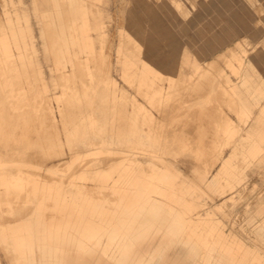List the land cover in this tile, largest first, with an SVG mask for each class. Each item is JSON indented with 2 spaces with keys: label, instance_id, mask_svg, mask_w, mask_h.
<instances>
[{
  "label": "rangeland",
  "instance_id": "rangeland-1",
  "mask_svg": "<svg viewBox=\"0 0 264 264\" xmlns=\"http://www.w3.org/2000/svg\"><path fill=\"white\" fill-rule=\"evenodd\" d=\"M222 17L232 24L227 30L213 28ZM148 19L187 43L167 37L149 41L141 26ZM261 44L264 0H0V80L14 79L15 67L30 69L24 89L13 92L0 84V148L18 132L29 153L23 157L36 166L35 175L27 177L39 184L23 185L32 198H55L60 190L81 208L84 202L77 198L83 186L101 198L95 209L83 207L79 213L97 222L100 244L114 254L115 264H124L120 243H133L136 228L165 225L174 227L178 250L194 252L188 264H264V151L259 152L264 99L262 106L252 105L244 71L238 73L240 64L231 58L237 53L245 59L244 76L254 90L264 88ZM162 56L169 68L163 74L148 72ZM152 81L159 90L150 89ZM23 91L30 99L17 104ZM232 100L244 105L240 109ZM257 122L263 134L248 139ZM150 129L153 147L133 135ZM86 141L97 143L98 152L72 154V149L83 151ZM234 142L240 144L233 156ZM113 147L144 148L149 157L142 170H127L117 161H102L120 156L106 152ZM229 156L216 184L203 185L202 178L216 175L221 158ZM152 160L159 168L149 165ZM130 172L134 180L154 175L163 202L147 204L137 218H121L118 211L125 208H118L119 194L111 187ZM3 178L0 173V199L11 196L18 206L0 216V264H11L14 245L2 238L18 235L24 224L18 220L20 191L11 188L7 194ZM52 198L40 211L47 224L70 218L72 210ZM39 202L22 205L33 208ZM177 214L193 215L194 221L182 224ZM124 228L130 231L112 232ZM233 243L235 258L227 252ZM128 258L127 264H135L132 253Z\"/></svg>",
  "mask_w": 264,
  "mask_h": 264
},
{
  "label": "bare ground",
  "instance_id": "bare-ground-1",
  "mask_svg": "<svg viewBox=\"0 0 264 264\" xmlns=\"http://www.w3.org/2000/svg\"><path fill=\"white\" fill-rule=\"evenodd\" d=\"M90 47V46H88ZM6 57L8 61L13 63L14 60L11 52L7 50ZM249 57V56H248ZM231 58L238 60L240 64V69L237 70L238 73L244 71L242 73L243 84L247 86V92L253 98L252 105L255 107L262 106L261 103L264 99V88L253 89L252 84H250L249 80L245 75V70L247 71L248 66L246 65V60L239 56L237 53H233ZM254 56H251L250 59H253ZM167 58L163 57L158 62H155L154 67H149L148 72L151 74H156L159 70L160 74H163L169 65L167 66ZM256 62L255 60L252 61ZM166 68V69H165ZM157 69V70H156ZM165 69V70H164ZM60 69L57 68V71ZM13 72L16 73L14 79H10L7 76L1 77L0 84L4 85L6 88L11 89L13 92L18 89H24V82H29V73L30 69L26 65H22L20 68H13ZM149 78V77H145ZM147 81V79H146ZM228 81V80H227ZM230 83V81L228 82ZM147 84V83H145ZM150 89L159 90L156 84L152 81V83H148ZM233 90H235L236 86H231ZM163 91L161 90V93ZM233 97V95H231ZM13 98V94L11 95ZM17 104L25 103L30 98L26 95V92H21L19 96H16ZM21 101V102H20ZM44 99L42 100V104H44ZM232 103L238 105L240 109L242 108L243 103H239L237 100H232ZM241 104V105H240ZM244 105V104H243ZM264 111V108H263ZM152 119V116H151ZM257 126L252 129L248 133L249 137L256 135H262L263 131L259 125V122L256 124ZM231 127L230 125H228ZM17 128V127H16ZM130 133H131V128ZM236 136L238 132H233ZM13 141L9 140L5 141L4 147L0 148V173L4 176L3 185L6 186L5 192L9 194V191L12 189L20 191V222L24 224L22 228L17 230L18 235H5L2 240L4 241H12L14 245V257L11 259V264H115L114 263V254H110L109 250L106 248H102L99 237L97 236L100 232V228L97 222L90 220L88 218L80 217V211L83 207L86 210L90 211L99 206L98 201H101V198H98L89 193V190L84 189L80 191V195L77 200L83 201L84 206L77 208L75 204L76 198H68L65 194H62L60 190L56 193V197H35L32 198L27 195L28 190L23 187L25 182H31L32 184H39L37 179H31L27 176L32 174L35 175L34 168L36 167L32 162L26 160L23 156L25 153H28L25 150V146H20L19 135L17 131L12 133ZM136 138L140 140H144L149 146H154V135L152 130H141L140 133L138 131H134L133 134ZM105 140V139H104ZM12 143L10 144V142ZM105 142V141H103ZM102 142V143H103ZM252 144H257L250 140ZM53 145V143L51 142ZM239 144L234 142L233 147V156L236 154L239 149ZM51 145V146H52ZM97 143L86 141L82 145L81 150L72 149V154H76L79 152L91 154L98 152ZM53 147V146H52ZM264 151V148H260L259 152ZM38 151H34L32 153H37ZM106 152L108 154H113L118 156V158L109 159L107 162L102 160L106 164H111L113 161L119 162L121 167L132 168L133 170H142V164L147 162L148 153L147 149L144 148H135V149H120V147L107 148ZM151 153V151H150ZM29 154V153H28ZM232 155V154H231ZM232 157L221 158V169L220 171L211 178L204 177L201 180L203 185L214 186L219 179L220 172L224 171L227 168V165L230 163ZM132 164L129 166L128 164ZM93 165H87V168H92ZM149 165L153 168H159L157 164L152 161L149 162ZM96 166V165H95ZM129 166V167H128ZM98 170V169H97ZM104 170V169H103ZM102 170V171H103ZM200 171V168H198ZM100 171V168L98 170ZM141 171L140 173H142ZM135 174V172H134ZM128 175V174H127ZM131 177L127 178H119L117 179L111 189H113L116 193L119 194V203L118 208H125L122 211H118L120 213L121 218H137L142 216L143 211L146 209L147 204L157 205L161 204V201L156 195L160 193L161 184L156 181L154 175L150 179L146 177H139L137 180L133 179V174L130 172ZM135 176V175H134ZM37 189L33 188V192ZM72 192V191H71ZM87 192V193H86ZM227 191H223L221 195L225 194ZM73 193V192H72ZM54 199L56 202L62 201L61 208L65 210L70 208L72 212L68 213L70 218L61 219L57 222H50L47 224V220L44 219V215L40 212L41 210L48 208L49 206L45 204L47 199ZM39 202L37 206L33 208H24L22 205L23 202L27 201ZM71 202L69 204H65L66 202ZM74 203V204H73ZM17 203L11 196L4 197L0 199V216L2 217L4 213L11 214L15 209H17ZM157 208V207H156ZM174 208H172L173 210ZM76 211L78 212L75 215ZM133 214V216H131ZM176 214V213H175ZM73 216H79L81 219H72ZM177 217V221H180L182 224H191L194 221L193 215H184L181 216L179 214L174 215ZM34 217H39L37 220ZM43 218V219H42ZM200 218V217H199ZM201 220V219H200ZM120 223L128 224V221L120 220ZM118 222V223H119ZM185 222V223H184ZM180 228V227H179ZM172 226H152L148 228H136L135 233L133 234V243L123 244L120 243L121 247L119 252L121 261L124 264L129 262V256L132 253L133 258L135 260V264H188L187 260L194 255V252L191 249H186L185 251L178 250V240L174 239L175 231ZM109 231V229H107ZM133 230V228L131 229ZM120 231L126 232L130 231L128 228L124 229H114L112 232ZM9 233H16L14 230L9 228L7 230ZM227 243L223 244V247H226ZM233 243L231 246L227 248V252H231L234 248ZM237 245V244H236ZM187 248V247H186ZM172 249L173 255H168V251ZM224 251V250H223ZM218 256H222L221 252H216ZM160 259H157L159 258ZM234 258L236 255L233 256ZM232 258L233 261L235 259ZM221 264V263H219Z\"/></svg>",
  "mask_w": 264,
  "mask_h": 264
},
{
  "label": "snow or ice",
  "instance_id": "snow-or-ice-1",
  "mask_svg": "<svg viewBox=\"0 0 264 264\" xmlns=\"http://www.w3.org/2000/svg\"><path fill=\"white\" fill-rule=\"evenodd\" d=\"M232 21L227 17H222V19H217L213 28L219 30L220 27H224L227 30L226 26L231 25ZM141 26L144 32L147 35V39L149 41H156L158 37H167L175 41H181L183 39L184 43H187V38H183L181 35H178L172 29H169L167 32H163L160 30L159 26L152 20H142ZM197 43H199V39L196 38ZM191 47V45H189ZM261 48H264V44H261Z\"/></svg>",
  "mask_w": 264,
  "mask_h": 264
}]
</instances>
